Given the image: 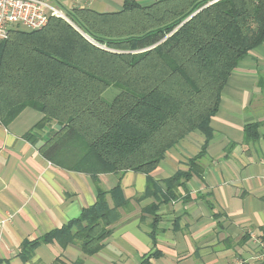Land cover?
Segmentation results:
<instances>
[{
    "label": "trees",
    "instance_id": "trees-1",
    "mask_svg": "<svg viewBox=\"0 0 264 264\" xmlns=\"http://www.w3.org/2000/svg\"><path fill=\"white\" fill-rule=\"evenodd\" d=\"M66 13L71 22L52 16L41 29L16 28L0 39V120L9 124L25 108L36 109L44 118L26 138L48 160L95 180L142 172L149 180L145 196L176 199L192 167L167 180L165 191L150 174L190 132L204 133L206 143L213 135L210 123L229 76L264 43V0H125L117 11ZM111 85L121 91L109 102L102 94ZM52 124L41 138V128ZM245 130L258 136L257 123ZM107 194L100 189L78 217L26 241L23 257L41 243L74 244L85 255L100 251L121 210L131 208L120 185L111 190L113 206Z\"/></svg>",
    "mask_w": 264,
    "mask_h": 264
},
{
    "label": "crops",
    "instance_id": "crops-1",
    "mask_svg": "<svg viewBox=\"0 0 264 264\" xmlns=\"http://www.w3.org/2000/svg\"><path fill=\"white\" fill-rule=\"evenodd\" d=\"M55 2L106 12L122 9L125 0ZM43 118L28 107L9 124L0 120V264H264V43L229 76L209 141L201 131L190 132L150 174L165 191L167 180L192 167L174 200L145 196L149 180L142 172L101 173L95 180L48 160L26 138ZM249 123H257L256 138L245 130ZM118 185L131 208L121 210L100 251L85 255L74 244L41 243L23 257L26 241L78 217L100 189L113 206L111 190Z\"/></svg>",
    "mask_w": 264,
    "mask_h": 264
},
{
    "label": "built area",
    "instance_id": "built-area-1",
    "mask_svg": "<svg viewBox=\"0 0 264 264\" xmlns=\"http://www.w3.org/2000/svg\"><path fill=\"white\" fill-rule=\"evenodd\" d=\"M52 16L71 22L66 9L56 4L55 0H0V39L7 38L16 28L41 29ZM82 34L99 46L89 35ZM260 258H264V252Z\"/></svg>",
    "mask_w": 264,
    "mask_h": 264
},
{
    "label": "rangeland",
    "instance_id": "rangeland-1",
    "mask_svg": "<svg viewBox=\"0 0 264 264\" xmlns=\"http://www.w3.org/2000/svg\"><path fill=\"white\" fill-rule=\"evenodd\" d=\"M56 4L59 5V3L55 2ZM67 2H64L62 4H64L66 6ZM121 91V89L116 86V85H111L103 94L102 97L103 99L107 100V101H112L116 95ZM44 128H41L40 132H39V136L42 137H46L49 135V132L52 130V128L54 127V124H52L51 126H43Z\"/></svg>",
    "mask_w": 264,
    "mask_h": 264
}]
</instances>
